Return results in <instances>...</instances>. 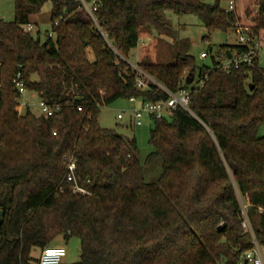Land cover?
<instances>
[{
    "label": "trees",
    "instance_id": "16d2710c",
    "mask_svg": "<svg viewBox=\"0 0 264 264\" xmlns=\"http://www.w3.org/2000/svg\"><path fill=\"white\" fill-rule=\"evenodd\" d=\"M87 1L106 38L75 0H14L15 19H0V264H35L33 252L61 235L79 238L80 264H245L242 202L264 247V67L228 70L214 57L198 67L178 53L170 64L141 63L151 79L140 89L127 58L146 28L171 35L164 10L196 15L209 33L238 23L264 41V0H235L234 11L226 0ZM47 2L53 35L42 40L25 27ZM227 50L244 48L223 45L218 56ZM191 73L208 79L192 89L189 110L154 119L147 165L160 158L162 173L148 183L136 138L98 116L122 98L168 99L165 89L188 87ZM18 74L59 107L53 116L21 113ZM71 156L89 194L66 180Z\"/></svg>",
    "mask_w": 264,
    "mask_h": 264
},
{
    "label": "rangeland",
    "instance_id": "374dc122",
    "mask_svg": "<svg viewBox=\"0 0 264 264\" xmlns=\"http://www.w3.org/2000/svg\"><path fill=\"white\" fill-rule=\"evenodd\" d=\"M207 4H214L216 0H202ZM225 9L228 4H222ZM51 9L52 5L47 2L41 8L38 14L32 16V25L35 28L36 35L40 32L42 40L52 33L51 30ZM164 18L170 25L171 35L161 36L154 29L147 28L142 31L138 46L132 51L127 61L133 65H140L143 62H152L157 64H170L174 61L175 55L190 54L194 57L198 67L203 65H211L212 57L217 61H223L220 58L219 49L223 46H238V37L235 31H215L209 33L202 21L194 14L177 15L171 11L164 10L162 12ZM0 19L5 21H13L15 19V3L14 0H0ZM202 52L209 54L208 58L200 57ZM261 67H264V56L261 55L259 60ZM33 81L38 80V76L32 77ZM199 80L196 74V81ZM26 104L20 106L21 113H25L28 109L36 114L42 113V100L34 91H27L25 94ZM141 101L131 102L130 99L122 98L109 106L102 107L98 116L100 125L104 128L115 129L123 138H136L139 149V159L144 168V177L148 183H156L162 173V161L160 158L147 165V160L154 149L150 143V133L154 126V119L145 114L142 122L137 124L134 122L133 110L139 107ZM29 106V107H27ZM119 114H124L123 120L128 125H122V119L118 118ZM259 135L264 136V124L259 127ZM243 205H245L242 202ZM63 237V235H61ZM64 240V238H61ZM61 240V241H63ZM67 251L68 260L73 264H79L80 260V240L77 237H71L62 244ZM51 246H58L53 242ZM64 260V259H63Z\"/></svg>",
    "mask_w": 264,
    "mask_h": 264
},
{
    "label": "built area",
    "instance_id": "2783aa9c",
    "mask_svg": "<svg viewBox=\"0 0 264 264\" xmlns=\"http://www.w3.org/2000/svg\"><path fill=\"white\" fill-rule=\"evenodd\" d=\"M80 3L83 8L87 11V13L92 17L93 21L97 24L100 33L106 38V35L102 31L96 17L95 12L97 11V6L95 2L89 3L87 0H75ZM228 6L225 8L226 11H234L235 9V0H226ZM28 32L34 33L35 28L32 24H29L25 27ZM237 37L238 43L240 47H243L244 50L239 51L236 50L232 54L231 58L227 57V54H221L220 58H224L223 61H218L219 67L224 69H241V68H253L255 66L256 61L260 60L261 55L264 56V41L260 40L257 36L253 34V32L242 25L236 24L234 29ZM52 33L49 34V37H52ZM209 54L207 52H202L200 57L202 59L208 58ZM132 67L138 74L136 79L137 87L140 89H144L147 87V82L151 77H149L138 64H133ZM187 77V76H186ZM186 77L183 81L186 84ZM208 76L205 75L202 78H199L196 81V75L192 84L188 85V87H180L176 92H170L165 89L168 93V99H160L157 101H141L139 107L133 110V118L134 122L140 124L142 122V117L147 114L153 119H168L172 116L173 112L177 108H183L189 110V104L191 101V91L193 88L202 87L204 83L207 81ZM15 86L20 93L19 103L20 105L26 104L25 94L27 93L26 83L22 79L20 74L17 75L14 80ZM131 102H136L137 99L132 97L130 99ZM27 105V104H26ZM29 107V106H27ZM81 110V107L78 108ZM59 110L58 106H52L45 103L42 100V113L43 115L50 117L53 116ZM40 114V115H41ZM119 119L124 118V114L118 115ZM128 124V123H127ZM55 133V132H54ZM68 173L66 175L67 182L72 184V189L74 193L79 194H89L88 190L79 185L76 178V159L74 157H69L68 162ZM245 220L243 222V228L246 233L251 235V244L252 247L249 250H246L244 253L240 255L241 262L247 264H264V247H262L256 237L253 234L250 222L246 216V205H243ZM66 255V249L61 246H48L45 247L41 251V255L39 257L37 264H62V260Z\"/></svg>",
    "mask_w": 264,
    "mask_h": 264
},
{
    "label": "crops",
    "instance_id": "0c3cea01",
    "mask_svg": "<svg viewBox=\"0 0 264 264\" xmlns=\"http://www.w3.org/2000/svg\"><path fill=\"white\" fill-rule=\"evenodd\" d=\"M122 125H127V122L126 121H124V120H122ZM61 238H64V240L65 241H68V239L69 238H71V237H69V238H66V237H62V236H59V237H57L55 240H54V243H56V245H58V246H61V247H64L62 244H63V242H64V240L63 239H61ZM61 240H63V241H61ZM53 244V243H52ZM68 253H67V251H66V255H65V257L63 258L64 260H62V264H73V261H71V260H68V262H67V255ZM40 255H41V250H36V251H34L33 252V256L34 257H36V258H38L39 259V257H40ZM80 261V260H79ZM38 262H36L35 264H37ZM76 264V263H75ZM80 264V263H79Z\"/></svg>",
    "mask_w": 264,
    "mask_h": 264
},
{
    "label": "water",
    "instance_id": "95a60500",
    "mask_svg": "<svg viewBox=\"0 0 264 264\" xmlns=\"http://www.w3.org/2000/svg\"><path fill=\"white\" fill-rule=\"evenodd\" d=\"M226 54H227V57L228 58H231L232 57V54H231V51L230 50H227L226 51ZM194 77H195V74L191 73L189 74L187 77H186V84L187 85H190L192 84L193 80H194ZM250 88L252 89L253 88V85H250ZM77 101H82L84 100L83 97H77L76 98ZM2 217H3V211H0V223L2 221ZM248 262L246 261L245 264H247Z\"/></svg>",
    "mask_w": 264,
    "mask_h": 264
}]
</instances>
